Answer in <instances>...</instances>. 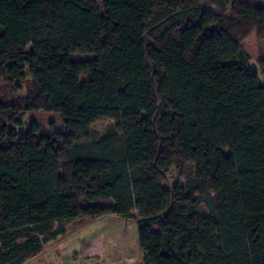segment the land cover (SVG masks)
Listing matches in <instances>:
<instances>
[{
	"label": "trees",
	"instance_id": "1",
	"mask_svg": "<svg viewBox=\"0 0 264 264\" xmlns=\"http://www.w3.org/2000/svg\"><path fill=\"white\" fill-rule=\"evenodd\" d=\"M256 1L0 0V77L35 84L15 104L0 94V264L40 252L55 222L108 213L136 221V264H264ZM38 110L66 130L23 128Z\"/></svg>",
	"mask_w": 264,
	"mask_h": 264
},
{
	"label": "rangeland",
	"instance_id": "2",
	"mask_svg": "<svg viewBox=\"0 0 264 264\" xmlns=\"http://www.w3.org/2000/svg\"><path fill=\"white\" fill-rule=\"evenodd\" d=\"M201 3L212 12H217L216 5L210 0ZM256 3L264 7V0ZM230 13V9L227 11ZM251 48V58L247 66L256 70L264 82V39L248 42ZM87 79L86 76L83 78ZM35 92V84L31 77H27L18 86L8 83L0 77V94L6 103H16L20 97ZM23 128H28L32 121L42 126V131H65L61 114L42 110L26 113L22 118ZM9 123V122H8ZM116 123L107 119L96 122L92 130L100 136ZM10 127H15L10 121ZM20 129V127H16ZM228 152L227 149H225ZM195 174V165L189 164L185 170L176 166L170 168L162 181V185L172 189L177 184H184L188 177ZM200 214L209 215L207 204L200 205ZM137 215L139 212L135 210ZM64 228L65 232L54 239L43 240L42 250L26 257L20 264H136L143 259V252L138 240V227L134 219H125L117 214L108 213L100 217L81 216L72 221L55 222L53 230Z\"/></svg>",
	"mask_w": 264,
	"mask_h": 264
}]
</instances>
